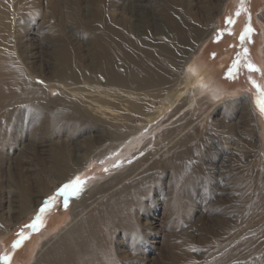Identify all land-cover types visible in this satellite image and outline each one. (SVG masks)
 Instances as JSON below:
<instances>
[{"label":"rangeland","instance_id":"rangeland-1","mask_svg":"<svg viewBox=\"0 0 264 264\" xmlns=\"http://www.w3.org/2000/svg\"><path fill=\"white\" fill-rule=\"evenodd\" d=\"M189 1L195 4L199 2L197 13L195 10L189 11ZM4 2L6 5L5 19L9 23L8 26L10 28L8 35L11 39L12 47L15 48L13 51L17 54L18 51L22 53L23 46L21 44L25 41L27 44L25 46L35 53V56L30 59V63L35 61L34 63H37V65H44L41 61L43 52L55 42L53 39L49 40L46 38V33H49L50 30H52L51 34L59 38L56 41H62V44L61 42L59 43V48L65 47L70 43L78 45L80 43L79 39L82 37L79 33L81 32L80 19L88 17L91 19L89 20L91 25L86 29L87 38L97 35L104 37L105 41L113 46V50L117 51L116 57H118V52H121L122 49L124 52L127 51L130 54L132 51L134 53L132 55L138 65L142 64V58L144 59L143 64H145L147 57L150 61L148 60L149 62L144 66L148 65L151 71H147V73L156 74L157 70H159L165 77L159 79L158 83L173 85L182 78L183 84H181L185 87L187 86V90H184L183 98H185L191 88L194 93L190 90L191 93L189 95L191 96V100L180 111L173 110L174 107L170 106L164 116L153 122H148L146 120L148 116L145 114H153L156 110L157 113L160 106L159 102L155 103V107H148V110H140V112L134 113L122 104L121 99L108 98V94L104 93L106 84L103 82V75H105V70L103 72L86 74L81 69H77L78 71L75 72L76 74L72 78V81L65 83V86H69V90L67 91L60 88L61 83L58 81L49 82V84L44 83V85H47L45 87V95L38 97V99L44 101L45 105H48L50 108L49 110L53 112L70 110L72 108L71 100L76 103L84 100L89 106L88 99L90 97L98 108L97 110H103L102 105L104 104L101 102V99L108 98L111 102L118 103L119 105L105 107V111L100 115L99 112L95 115V111L91 109L94 115L92 114L90 122H114L122 117L123 112H128L129 119L124 121L129 122L132 126H139L140 129L134 137L130 136L122 143L112 142L113 144L109 147L107 145L102 146L98 149L101 151L99 153L97 151L94 152L90 161L70 178H67L66 182L53 188L46 196H43L45 193L43 191L40 203L34 209L29 212L24 211L25 213L21 212L17 215L19 217L15 216L11 222L2 225V227L0 226L3 228L2 231L0 228V264H33L43 248L47 247V243L49 245L75 224L78 226L84 222L83 220L91 212L93 206L100 201L97 194L99 186H103L114 177L124 174L125 172H122L124 167L132 168L137 165V161L140 159L146 158L148 160L151 157L150 160L153 161L154 158L152 156L157 155L156 160L157 157L161 156H158V149L160 147L157 145L159 142L157 135L169 131L174 125L180 124L183 125L182 127L184 128L182 129L180 126V129L184 132L181 131L178 137L186 134L191 128V122L187 121L189 118L186 117V114L194 110L201 101L210 105H207L205 112L197 118L203 121L200 123L204 128L208 127L210 130L205 143L208 147H204L202 149L203 152L197 151V153L184 150L185 154L181 159L183 163H188L190 168L189 170L186 168L187 173L185 172L183 175V179L188 182L186 183L185 181L177 184L179 186L178 198L173 199V196L168 198L161 195V191H158L157 186L153 185L154 196L152 199L154 201L143 198L144 205L141 204L144 208L141 212L140 221H137L138 213L135 210L132 213L133 216L129 217V221L138 222L133 235L130 237L128 234V237L126 236L127 231H123L129 225L122 228L126 222L119 223L118 226H121V228L118 227L116 230H113L111 235H116V237L118 235L120 238L117 241L128 252V257H122L116 262L117 264L212 263L213 257H218L220 255L218 252L223 247L220 249V246L217 245L218 243L213 244L209 239L214 237L215 233L217 234L216 236L222 237L220 240L221 244H228L224 243V241L229 240L230 232H234L241 225L233 227L236 219H239L240 216L244 217V212L246 213V203L242 200L244 195L250 193L255 186L264 185V115L260 113L254 103L256 88L249 80V77H251L261 86H264V0H243L242 9L241 0H226L220 6H217L218 0H4ZM122 3L127 4L124 5ZM54 8L59 9L60 14L57 17L61 16L59 18L62 21L59 18L58 20L52 19L51 12ZM214 9H218V11H214ZM249 14L254 32L251 33L250 39L245 38L242 41L241 35L249 23ZM215 15L217 26L211 32L209 38L203 41L197 51L192 53V57L187 62L188 67L186 68L183 60L187 54L184 52L188 49L189 53L193 44L198 47L199 43L196 41V38H199V34L208 30L210 22ZM228 17L232 18V24L227 22ZM180 19L182 25L186 28V37H182L179 40L183 47L181 50L184 52L180 50L173 52L170 49L171 46L167 45L162 50L167 55L164 57L165 55L163 56L160 51L163 46L162 39L168 31L175 34L178 33V30L174 27V23ZM16 22L19 25L16 26ZM150 32L154 33L150 34ZM218 34L220 38L217 40ZM98 44L104 52L105 48H107L106 44L103 41H99ZM245 47L249 50L247 60L255 64L260 71H250L245 67V58L241 57L235 78H229L227 72L236 58V53L243 52ZM98 50L99 47L97 48L96 56H98ZM213 53H215V58H213ZM161 56L165 58H162L163 62L160 59ZM105 59L106 55L99 62H105ZM153 60L157 63L156 65L152 64ZM50 63L52 64L53 62ZM129 63L134 64L132 61L125 62V64ZM49 64L47 66H50ZM163 69H165V74ZM190 69H194L195 71H190ZM39 74H36L38 78L35 82L37 83L41 81ZM83 74L87 76L86 79L80 76ZM53 83H57L59 87ZM155 83V80L152 81L149 87L155 88ZM202 84L206 85V87H201ZM71 90L78 94L76 96L70 95L68 91L71 92ZM53 93L56 94L54 95ZM83 94L86 96H83ZM241 97H246L250 100L255 116L250 119L240 106H233L230 113L224 115L222 110L227 100L229 102L230 99L234 100ZM33 101H36V98L29 100L28 103H33ZM25 103L22 106L24 108L29 105L27 102ZM174 111L178 112L171 118L170 116ZM207 113L211 114V119L213 118L214 123L204 122V116ZM93 116L97 117V121ZM183 116H185L184 120L187 122H184V120L178 121V118ZM250 122H253L252 125ZM87 126L88 130H90L91 126L90 128L89 124ZM75 129L77 130H69L66 123H60L59 127L57 126L54 129L52 135L61 136L65 140L69 139L66 140L67 144L65 142L59 146L56 153L52 149L51 136L46 134V132L42 133L40 139L34 138L35 135L31 137L30 135L26 136L27 143L31 146V149L29 147L23 156L25 173L34 178L38 174L39 169L42 168L40 160L37 156H34V149L37 147L36 143L42 150L40 155L44 157V161H48L52 155H67L69 153L68 149L78 151L84 141L81 136H87V133L84 134L81 131V126ZM248 129L250 131L247 135ZM39 133L37 132L36 135ZM67 133L68 135H66ZM227 140L231 141L227 144L231 149L227 150L225 148V150H221L220 144L224 145ZM23 141L25 142V138ZM233 141L236 142L235 145H233ZM164 142H167V140H164ZM19 144L21 147L23 146L22 141ZM156 145L157 147H155ZM234 148L243 154L242 161L238 160V154L230 151ZM9 149V145L1 147L0 154H7ZM167 149L165 148L164 152L160 154H164ZM171 155L174 157V154ZM171 159L169 158L168 160L170 161ZM168 160L163 161L165 163L162 165V168L158 166L155 169L156 172L153 171L152 180H163L166 174H170L172 169L168 165ZM173 164L175 165V163ZM197 164L202 165L200 167V174L204 175H202V180L205 184H202V188L199 185L200 183H198L194 192H196L195 190H199L200 194L192 199V189L189 187V184L190 182L194 183L198 178V171H196ZM105 169L107 170L105 171ZM158 175L161 177H158ZM66 176L68 177V174ZM77 177L85 182L81 185V190L78 193H74L71 189L67 193L59 191L65 184L71 183ZM176 183L177 178L172 177L169 179L170 187H173ZM119 184L120 182L114 188L120 186ZM12 188L15 189L14 187ZM230 189L233 193L232 198L228 196ZM92 193L97 195L94 197ZM90 195L93 196L91 197L92 199L83 201L84 203L78 207V204L82 202L84 197ZM166 196H168V193ZM48 197H54V199L41 215L40 208ZM65 200L68 202L66 208L64 207ZM140 208L139 210H141ZM193 211L196 212L194 216L190 215ZM76 214L80 215L77 219L74 217ZM37 215L41 216V222L35 228L28 227L36 222L35 218ZM257 222L260 224L257 227L259 229L262 228V230L258 229V234L263 236L264 214L258 217ZM216 228L218 229L216 230ZM199 231L209 236L202 237ZM21 232L25 234V238L21 241L20 245L13 247L14 242L19 238L18 234ZM252 232L255 233L256 230ZM252 232L245 231L243 239H250ZM223 235L226 236L224 237ZM132 237L136 239H132ZM255 246L262 249L264 247V238L259 240ZM131 254L134 255L130 256ZM5 255H8V260L4 259ZM251 259L250 257L249 260Z\"/></svg>","mask_w":264,"mask_h":264},{"label":"bare ground","instance_id":"bare-ground-1","mask_svg":"<svg viewBox=\"0 0 264 264\" xmlns=\"http://www.w3.org/2000/svg\"><path fill=\"white\" fill-rule=\"evenodd\" d=\"M225 1L226 0H218L219 3L217 6L223 5ZM122 4L125 5L127 3ZM188 4L190 7V9L188 8L189 11H197L199 2L195 4L189 1ZM214 11H218V9H214ZM5 13V2L4 0H0V149L1 147L6 145H9L10 147L7 154H0L1 227L6 223L11 222L12 219L15 216L19 215L21 212H29L34 209L40 203L41 193L43 191H45L43 196H46L53 190V188H56L63 182H66L67 178H70L76 171H78L80 168H82V166L90 161V158L92 157L94 152L97 151L99 153L101 150L99 151L98 149H100L102 146L107 145V147H109L111 144H113L112 142L122 143L130 136L134 137L137 131H139L140 129L139 126H132L129 122L124 121L129 119L128 112V114L123 112L122 117L118 116L120 117L118 119L115 117L117 121L114 122H90L89 120L90 118H92L93 114L91 109L95 111V115L98 112L100 115L105 111V107L107 108L111 107V105H119L118 103H113L108 100L109 97L121 99L122 104L125 107H128L130 111L134 113L140 112V110H148V107H155V103L159 102L160 106L157 113L156 110L153 112V114H145L146 116H148L146 120L148 122H153L164 116L170 106L174 107L173 110L180 111L185 106V104L189 103V100H191V96L189 94L191 92L194 93L191 88V92L189 90L188 94L185 96V98H183L184 90H187V86L185 87L182 85V78L173 85L158 83L159 79H163L165 77L159 70H157L156 74L147 73V71H150L148 65L144 66L147 62L150 61L147 57L145 60V64H143L144 59L142 58V64L138 65V63L135 62V58L132 55L134 53L132 51L130 54L127 51L124 52L122 49L123 52H118V57H116L117 51L113 50V46L107 43L104 37H100L99 35H97L87 38L86 29H88L91 25L89 23V20L91 19L88 17H83L82 19H80L81 32L79 33L82 37H80V43L78 45L70 43L65 47L59 48V43L61 42L62 44V41H56L59 40V38H57L54 34H51L52 30H50L49 33H46V38L49 40L53 39L55 40V42L43 52V58L41 61L44 63V65H37V63H34L35 61L33 63H30L29 61L32 57L35 56V53L25 46L27 45L25 41H23V43L21 44V46H23L22 53L18 51L17 54L15 51H13L15 48L12 47L11 39L8 35V30H10V28L8 26L9 23L5 19ZM59 14V9L54 8L51 12L52 19L58 20V18L61 17H57ZM216 20L217 18L215 15L212 18L210 27H208L205 35L203 37L200 36L199 38H196V41L199 43L198 47L193 44L190 48L189 53L188 49L186 52L181 50L183 47L181 45V41L179 40H181L182 37H186V28H184V26L182 25L181 19L177 20L174 23V27L176 28V30H178V33L175 34L168 31L169 33L167 32L164 35L165 37L162 39L163 46L160 50L161 54L163 56L165 55L164 57L167 56L166 53L162 51L167 45L171 46L170 49L173 52H177L179 50L184 52L185 54H187V56L183 60V64L187 68V62L192 57V53L197 51L203 41H205L206 38L211 35V32L217 26ZM17 25L19 24L16 22V26ZM152 33L150 32V34ZM99 41H103L107 46L104 52L98 44ZM98 47V56H96ZM138 49L139 48H137V50ZM30 55L32 56L30 57ZM105 55V62H99V60H101V58ZM163 56H161L160 59H162ZM130 61L134 62V64H125V62ZM49 62L53 63L49 64ZM48 64L50 66H47ZM152 64L156 65L157 63L153 60ZM77 69H81L86 74L103 72L105 70V75H103V82L106 84L104 93L108 94V98L101 99V102L104 104L102 105L103 110H97L98 108L94 105L91 97L88 99L90 104L89 106L84 100H80L77 103L71 100L70 103L72 108L70 110H63L59 112H53L49 110L50 108L48 107V105L46 106L44 101L38 99V97H43L45 95V87H47V85H44V83L49 84V82L58 81L61 83L60 88H62V90L64 91H67L69 90V86H65V83L72 81V78L76 74L75 72L78 71ZM163 72L164 74L166 73L165 69H163ZM37 73H40L39 75L43 83L35 82V80L38 78L36 76ZM80 76L83 79H86L87 77L85 74ZM154 80L156 81V87L150 88L149 85ZM53 84L59 87L57 83ZM68 92L72 96H76V94H78L72 90L71 92ZM83 96L86 95L83 94ZM35 98L36 101H33V103H28L29 100ZM25 102L29 104L26 108L22 107L24 104H26ZM207 105L210 106L204 101H201L194 108V110L186 114V117L189 118L187 121L189 123L191 122V128L183 136L178 137V134L180 135V132L184 128L181 124L174 125L169 129V131L157 135V137H159V142L157 145L160 147L159 149L157 148L159 150L158 156L161 155L157 157V160V155L152 156L154 158L153 161L150 160L151 157L148 158V160L146 158L140 159L139 161H137L136 166L132 168L124 167V169L122 170V172H125L124 174H120L114 177L109 182L105 183L103 186H99V192H97V194L100 198V201L95 206H93L91 212L86 216L85 220H83L84 222L78 226H76L75 224L73 227L66 230L60 237L53 240L54 242L50 243L49 245L47 243V247L43 248L33 264H117L116 262L122 257H128V252H126V250L122 248V244L117 241V239L120 237L118 235L117 237L116 235L112 236L111 232L113 230H116L118 227L121 228V226H118L119 223L121 224L123 222H126L122 228L126 227L128 224L129 225L125 229H123V231H127L126 236L128 237L129 235L130 237L131 235H133L136 230V225L141 219L142 209L144 208L142 206V204L144 205L143 198L152 199V197L154 196V190H152L153 185L157 186L158 191H161V195H164L168 198L173 196V199L178 198L179 186H177V184L186 181L185 179H183V175L185 174L186 170H189L190 168V165L188 163H183L181 157H184L185 151H190L191 153H197V151L203 152L202 149L204 147H208L205 143L207 140V135L210 134V130L208 127L204 128L200 123L203 121L197 119L205 112ZM233 106H240L250 119L255 116V112H253L251 108V102L246 97H241L234 100L230 99L229 102L227 100V103H225V107L222 110L223 114H229L231 109H233ZM178 111L172 112L171 116L170 114L169 116L172 118ZM190 114H192L191 117H189ZM93 118L97 121L96 116H93ZM204 118V122H210L211 124L214 123L213 118L211 119V114H205ZM184 119L185 116L178 118V121ZM185 121L186 120H184V122ZM60 123H66L68 129H73V131L77 130L75 128H77L78 126H81V131L84 134L87 133V136H81L84 139L83 144H80L81 147L78 151H73L70 148L71 150L68 149L69 153L67 155H52L48 161H44V157L40 155L42 152L41 148H39V145L34 142L37 146L34 149V156L38 157L42 168L39 169L38 174L34 176V178L30 177L29 174L25 173L26 169H24L23 164V156L26 154L29 147L31 149V146L27 143L26 136L30 135L31 137L32 135H35L36 137L34 136V138L40 139L42 133L44 134L46 132V134H49L51 136L50 141L53 146L52 149L56 153V150L59 148V146L64 144L66 140H69H65L61 136L52 135V132L57 126L59 127ZM250 123L252 125L253 122ZM88 124L89 128L91 126L90 130H88ZM180 126L182 127V129H180ZM249 131L250 129L247 130V135ZM37 132L40 133L36 135ZM66 135H68V133ZM24 138L25 142L23 141ZM90 140L91 142H89ZM164 140H167V142H164ZM20 141L23 142L22 147L19 144ZM93 141L94 143L92 144ZM230 142L231 141L228 140L225 141L226 145H223L221 143L219 146L220 149H231V147L227 146V144H229ZM235 144L236 142L233 141V145ZM157 145L155 147H157ZM165 148H168L167 151L164 154H160L161 152H164L163 150ZM230 151L238 154V160L242 161L243 154L241 152L237 151V149L235 148ZM171 154H174V157ZM169 158L172 159L169 161ZM166 160L169 161L168 165H170V169H172L170 174H166L163 180H152L151 178L153 171H155L158 166H161L160 168H162V165L165 163L163 161ZM173 163H175V165ZM201 166V164H197L196 171H198V178L194 181L195 184L193 182H190L189 184V187H191L192 189V199L196 198L200 194L199 190H195L196 192H194V189L197 188L198 183H200L199 185H201L202 188L205 184L202 180L203 174H200ZM43 168L45 169L43 170ZM67 174L68 177L66 176ZM158 177L161 176L158 175ZM172 177L177 178V183L173 187H170L169 179ZM118 182H120V186L114 188ZM187 182L188 181H186V183ZM12 187H14L15 189H13ZM255 187L250 193H246L244 195V198L242 199L246 203V213L244 212V217L240 216L239 219H236L233 227H239V225H241L239 228L235 229L234 232H230L229 240H227L226 242L224 241V243L228 244H221L220 240L222 239V237L216 236L217 234L215 233L214 237L210 236L211 238L209 240L213 244L218 243L217 245L220 246L219 248L221 249L223 247V249L218 252L220 253V255L218 257H213L214 259H212V263L209 264H264V247L261 249L259 246V248L255 246V244L259 240L264 238V235L262 236L258 234V231L262 230V228L259 229V227H257V225H260L257 222L258 217L264 214V185L258 186L256 188ZM167 193L168 196H166ZM228 196L229 198L233 197L231 189ZM91 197L93 196L90 195L84 197L82 202L78 204V207L84 203L83 201H89ZM139 208L141 210H139ZM134 210L138 213V222L129 221V217L133 216L132 213ZM186 212L188 213V211ZM191 213L192 214L190 215L192 216L196 214L195 211ZM78 216L80 217V215L78 214L74 215L75 219H77ZM217 229L218 228H216V230ZM2 230L3 228H1V231ZM254 230H256L255 233L252 232ZM245 231L252 232V237L250 239H243V234ZM199 234L202 237L209 236L208 234L204 235L201 232ZM133 238L135 237H132V239ZM133 255L134 254H131L130 256ZM250 257L252 258L251 260H249Z\"/></svg>","mask_w":264,"mask_h":264},{"label":"snow or ice","instance_id":"snow-or-ice-1","mask_svg":"<svg viewBox=\"0 0 264 264\" xmlns=\"http://www.w3.org/2000/svg\"><path fill=\"white\" fill-rule=\"evenodd\" d=\"M243 8V0H241V9ZM238 14V13H237ZM251 16L249 14V23L246 25L244 32L241 35V40L243 41L245 38L250 39L251 33L254 32L253 27L251 26ZM227 22L229 24L233 23V20L231 17L227 18ZM220 38L219 34L217 35V40ZM248 48L245 47L243 49V52H237L236 53V58L233 60L232 65L229 67L228 72H227V76L229 78H235L236 74H237V69L240 65L241 62V57L245 58V67H247L250 71H256L259 72L260 69L253 63H251L250 61L247 60V56H248ZM213 58H215V53L212 54ZM190 71H195L194 69H190ZM250 82L252 83V85L256 88V94L254 97V103L256 104L257 108L259 109L260 113L262 115H264V86H261L259 83H257L255 80H253L251 77H249ZM40 83H43L42 81H40ZM201 87H206V85H201ZM54 95L56 93H53ZM214 98H216L214 96ZM107 169H105L106 171ZM85 183L84 181H82L79 177H77L76 180L72 181L69 184H65L63 186L62 189H59V191L65 192L67 193V191L69 189H71L74 193H78L81 190V185ZM54 199V197H48L44 202L43 205L40 208V214L42 215L44 213V211L48 208L49 203ZM67 200L64 201V207H67ZM36 222L29 225L28 227H32L35 228L38 226V224L41 222V216L37 215V217L35 218ZM19 238L14 242L13 247H16L18 245H20L21 241L25 238V234L23 232L19 233ZM5 260H8L9 257L8 255L4 256Z\"/></svg>","mask_w":264,"mask_h":264},{"label":"water","instance_id":"water-1","mask_svg":"<svg viewBox=\"0 0 264 264\" xmlns=\"http://www.w3.org/2000/svg\"><path fill=\"white\" fill-rule=\"evenodd\" d=\"M204 35H205V32L199 34V36H201V37H203ZM199 36H198V37H199ZM207 38H209V36H208ZM207 38H206V39H207Z\"/></svg>","mask_w":264,"mask_h":264}]
</instances>
